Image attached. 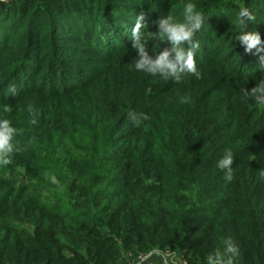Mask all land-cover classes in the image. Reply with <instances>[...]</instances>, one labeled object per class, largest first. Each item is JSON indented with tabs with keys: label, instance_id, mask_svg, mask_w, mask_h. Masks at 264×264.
<instances>
[{
	"label": "trees",
	"instance_id": "trees-1",
	"mask_svg": "<svg viewBox=\"0 0 264 264\" xmlns=\"http://www.w3.org/2000/svg\"><path fill=\"white\" fill-rule=\"evenodd\" d=\"M189 2L205 17L201 78L135 70L136 17L156 32ZM241 6L264 41V0H0V116L23 129L0 166V264H127L153 250L206 264L229 237L234 264H264V107L240 92L264 67L235 39ZM132 111L150 119L135 127Z\"/></svg>",
	"mask_w": 264,
	"mask_h": 264
},
{
	"label": "clouds",
	"instance_id": "clouds-1",
	"mask_svg": "<svg viewBox=\"0 0 264 264\" xmlns=\"http://www.w3.org/2000/svg\"><path fill=\"white\" fill-rule=\"evenodd\" d=\"M247 7L241 6L238 12L237 20L241 26V31L235 36V39L243 46L246 53H252L255 50L259 53L258 65L264 67V41L261 40L259 33L245 31L246 20H254ZM144 14L136 17L135 25L131 29V47L135 50L137 57L134 60L133 67L137 71L148 73L152 76H160L164 80H173L181 83L186 74L194 75L197 79L201 78L195 62V53L200 44L194 39L205 23V17L202 12L197 10L194 3H186L183 6V19L177 20L168 15L160 18L157 22L158 31L144 32L146 23ZM149 41L167 43V47L159 48V43L154 44L155 55H150L147 45ZM159 48L158 51L156 49ZM9 91L15 95V86H11ZM243 97L252 99L257 105L264 107V78L250 90L241 88ZM189 97H182L181 103H187ZM2 111L8 114L12 111L9 105H4ZM29 113V123L36 125L39 120V112L32 105L27 106ZM129 119L135 127H139L143 121L150 119V116L144 112H129ZM23 134V129L12 126V122L7 115L0 116V166H7L12 163L15 153L23 150L17 136ZM34 137L28 140L31 144ZM234 154L231 149H226L222 158L217 161V167L224 171L226 181H232ZM260 178L264 180V170L259 172ZM53 183L55 177L51 178ZM223 250L217 248L206 257V264H234V257L239 255L238 248L232 239L223 240ZM150 255V254H149ZM143 259H147L144 257Z\"/></svg>",
	"mask_w": 264,
	"mask_h": 264
},
{
	"label": "rangeland",
	"instance_id": "rangeland-1",
	"mask_svg": "<svg viewBox=\"0 0 264 264\" xmlns=\"http://www.w3.org/2000/svg\"><path fill=\"white\" fill-rule=\"evenodd\" d=\"M146 257L147 260L151 261L153 264H181L180 258L170 250H153L148 252ZM135 259L130 257L127 261V264L129 262L135 261Z\"/></svg>",
	"mask_w": 264,
	"mask_h": 264
},
{
	"label": "built area",
	"instance_id": "built-area-1",
	"mask_svg": "<svg viewBox=\"0 0 264 264\" xmlns=\"http://www.w3.org/2000/svg\"><path fill=\"white\" fill-rule=\"evenodd\" d=\"M146 255H148V253L139 255L137 260L133 262H129L128 264H153L151 261H148L147 259H143L144 257H146ZM181 264H184L182 260H181Z\"/></svg>",
	"mask_w": 264,
	"mask_h": 264
}]
</instances>
